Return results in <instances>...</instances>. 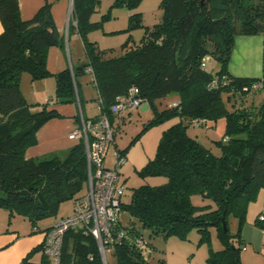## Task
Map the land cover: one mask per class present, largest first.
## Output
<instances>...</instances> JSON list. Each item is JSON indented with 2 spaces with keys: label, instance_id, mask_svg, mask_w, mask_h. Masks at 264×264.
Instances as JSON below:
<instances>
[{
  "label": "trees",
  "instance_id": "1",
  "mask_svg": "<svg viewBox=\"0 0 264 264\" xmlns=\"http://www.w3.org/2000/svg\"><path fill=\"white\" fill-rule=\"evenodd\" d=\"M140 1L113 0L112 6L133 8ZM98 3L72 0V16L86 60L76 68L52 74L46 66L47 51L62 45L63 36L51 18L49 4L31 18L22 19L18 0H0V207L7 211L9 221L13 214H20L34 225L40 218L55 215L61 202L72 199L74 203L87 190V160L81 140L61 154L26 157L37 129L58 113L47 104L35 109L37 104L27 103L20 78L23 72L31 79L52 75L55 100L72 102L79 96L76 76L91 67L103 110L134 86L155 114L145 127L174 115L179 120L162 131L155 155L138 170L141 176L159 175L166 180L133 187L128 201L122 200L124 192L121 195L110 235L116 237L119 230L125 235L108 244L113 260L109 262L106 255L103 262L91 233L70 229L63 235L61 264H155L149 259L153 247L141 229H148L151 235L183 238L195 228L203 239L209 226L216 227L224 247L210 248L207 263L241 264L245 243L240 227L248 201L264 187V97L256 99L264 93V86H255L258 81L264 83V75L233 76L227 65L236 35L264 36V0H160V20L145 26L139 44L126 41L127 48L119 56H106L95 41L85 37L96 25L90 15ZM142 26L139 12L129 16L127 29ZM204 56L218 60L215 73L201 68ZM170 93L178 94L177 105L158 112L155 101ZM220 116L225 118V133L216 141L220 153L215 154L187 134L186 127L201 118L206 124L198 125L206 126ZM126 148L116 149L124 156ZM193 194L210 199L214 207L195 206ZM122 213L127 214V220H122ZM230 213L239 221L234 235L222 226V214L226 222ZM51 226L42 230L44 236ZM44 236L20 264L28 262L32 252H42ZM136 236H142L145 244L137 246Z\"/></svg>",
  "mask_w": 264,
  "mask_h": 264
},
{
  "label": "rangeland",
  "instance_id": "2",
  "mask_svg": "<svg viewBox=\"0 0 264 264\" xmlns=\"http://www.w3.org/2000/svg\"><path fill=\"white\" fill-rule=\"evenodd\" d=\"M112 3L113 0H99L95 11L90 15V21L96 25L86 32L85 37L89 41H95L96 46L103 50L106 56H119L127 48L124 45L126 41L130 40L129 45L139 44L145 26L151 27L157 23L161 18L162 9L160 0H141L133 8L112 6ZM136 12L141 14L143 26L127 29L129 16ZM207 65L209 72L215 73L219 69V62L216 59H212ZM24 75L29 74L24 72ZM258 97H264V93L258 94L256 99ZM172 99L173 93L157 99L155 101L157 111L167 109ZM84 103L87 104L86 107H92L89 100ZM226 106L229 108V104L226 103ZM124 116V121L113 124L114 144L108 149L105 164L112 165V154L116 148L124 150L127 147L123 152L125 161L119 169L118 183H124L126 188L122 200L128 201L133 187L141 184L157 185L166 180L164 176L159 175L141 176L138 170L155 155L162 131L177 122L179 118L174 115L145 127V124L155 117L149 107L146 110L135 108L126 112ZM186 131L203 146L210 148L213 153L219 154L216 141L224 136L225 118L220 116L215 122L209 121L206 126L187 123ZM191 201L195 206H204V209L214 207L210 199H203L199 194H193ZM73 211V200L63 201L55 215L40 218L33 225L28 218L20 214H13L9 221L7 211L0 207V246L8 244L0 248V264H20L24 255L40 240L43 235L42 230L51 226L56 219L71 215ZM121 218L125 221L128 216L122 213ZM259 222L264 224V187H259L255 196L248 201L245 218L240 227V235L245 242L244 248L240 251L241 264H264V227ZM135 224L139 226L136 220ZM226 224L229 234L234 235L239 228L238 218L230 213L226 217ZM141 233L146 242L153 247V254L157 253L161 257L160 255L165 251L166 258L168 257L171 264H208L209 249L216 251L224 247L215 226L208 227L203 239L201 232L195 228L190 229L183 238L151 235L145 228L141 229ZM10 240L11 243H8ZM40 254L39 251L32 252L28 262L24 264H41L38 263ZM106 255L107 260L111 262L112 251H108ZM153 259L151 262L155 263ZM164 260L166 261L165 258Z\"/></svg>",
  "mask_w": 264,
  "mask_h": 264
},
{
  "label": "crops",
  "instance_id": "3",
  "mask_svg": "<svg viewBox=\"0 0 264 264\" xmlns=\"http://www.w3.org/2000/svg\"><path fill=\"white\" fill-rule=\"evenodd\" d=\"M45 3L49 4L51 18L63 36L62 45L48 48L47 69L54 74L65 68H76L86 60V55L82 38L77 31L72 16L71 0H18L20 16L22 19L31 18ZM1 30L0 23V32ZM262 51H264V36L258 34L236 35L227 65L228 72L237 77H262L264 75V72H262ZM76 82L79 95L77 100L61 102L55 100L54 97V76L31 79L29 75H24V72L21 74L20 90L25 101L29 104H37L35 109L40 108L41 104H47L48 108H53L58 113V115L48 119L37 129L35 142L26 149V157L42 159L64 153L77 142L68 137L70 129L81 121V117L87 119L98 114V92L91 82L90 73L86 71L79 73L76 76ZM178 99V94L173 93L172 102ZM88 100L92 107H86L87 104L84 101ZM139 107L141 110H146L148 105L142 103ZM125 114L126 112L120 117H113L112 123L124 121ZM43 236L44 234L37 244L41 242ZM8 243H11V240ZM5 245L8 244H3L0 248L5 247ZM149 255L150 260L154 258L155 264L159 261L161 262L160 264H171L168 257L166 258L165 251L160 255L161 257L157 253L153 254V251ZM45 262L48 263L49 259L43 256L41 252L38 263L44 264Z\"/></svg>",
  "mask_w": 264,
  "mask_h": 264
},
{
  "label": "built area",
  "instance_id": "4",
  "mask_svg": "<svg viewBox=\"0 0 264 264\" xmlns=\"http://www.w3.org/2000/svg\"><path fill=\"white\" fill-rule=\"evenodd\" d=\"M209 61V56H204L201 59V68L205 69ZM86 71L90 73L91 81L94 83L92 68L87 67ZM216 82L217 79H213L212 83ZM255 86L261 87L264 86V83L258 81ZM142 103L144 102L134 86H131L127 93L118 95L108 110H103L101 100L97 99L98 114L87 119L81 117V121L68 132L69 138L76 141L81 140L84 144L87 160V190L74 201L73 213L56 220L46 231L42 252L48 257L50 264H61L63 235L70 229H80L84 233H91L97 241L104 263L106 262V253L109 251L108 244L125 235L123 230L117 231L116 237L110 235L111 227L118 218L121 195L125 190L124 183H118L119 169L124 163L125 157L115 149L112 154V165L105 164L108 149L114 143L115 134L110 115L120 117L123 113L134 110ZM176 105L177 101H174L168 106ZM193 124H206V120L202 118L194 120ZM135 244L137 246L144 245V238L136 236Z\"/></svg>",
  "mask_w": 264,
  "mask_h": 264
},
{
  "label": "water",
  "instance_id": "5",
  "mask_svg": "<svg viewBox=\"0 0 264 264\" xmlns=\"http://www.w3.org/2000/svg\"><path fill=\"white\" fill-rule=\"evenodd\" d=\"M221 220H222L223 230L226 231L227 226H226V222H225V219H224V215H223V214H222V216H221Z\"/></svg>",
  "mask_w": 264,
  "mask_h": 264
}]
</instances>
